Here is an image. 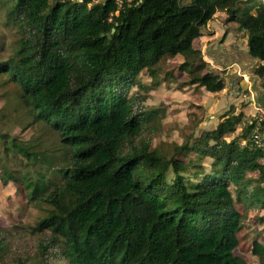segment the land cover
Returning a JSON list of instances; mask_svg holds the SVG:
<instances>
[{
	"label": "trees",
	"instance_id": "16d2710c",
	"mask_svg": "<svg viewBox=\"0 0 264 264\" xmlns=\"http://www.w3.org/2000/svg\"><path fill=\"white\" fill-rule=\"evenodd\" d=\"M90 1L0 0L19 33L0 72L66 148L53 175L5 172L46 214L19 230L0 227V264H246L234 252L246 219L236 200L264 207V150L241 145L255 122L230 141L243 112L202 128L182 154L212 166L187 176L188 163L142 139L154 113L131 86L182 55L189 84L223 90L193 44L219 11L247 31L253 72L264 79V0ZM252 253L264 264L263 243Z\"/></svg>",
	"mask_w": 264,
	"mask_h": 264
},
{
	"label": "rangeland",
	"instance_id": "374dc122",
	"mask_svg": "<svg viewBox=\"0 0 264 264\" xmlns=\"http://www.w3.org/2000/svg\"><path fill=\"white\" fill-rule=\"evenodd\" d=\"M7 11L6 8L0 7V60L9 59L19 37L17 26L7 18ZM213 18L203 29L206 35L193 42L196 48H202L200 50L204 61L208 47L215 43L219 44L222 54L227 52L224 46H227L229 51L235 44L240 45L243 50L249 48L247 31H240V35L236 32L230 34L229 28L221 36L226 24V15L219 16L216 13ZM237 30L240 29H233ZM226 55H218L217 57H222L218 60L210 57V67H206V70L221 71L225 87L218 92L188 83V72L180 68L184 60L182 55L161 60L153 76L143 70L138 77L140 83L131 86V92L141 97L146 109L154 113L151 121L145 123L142 139L149 141L150 149H156L164 159L176 157L188 163L189 170L185 173L187 176L198 170L199 164H204L205 171L208 172L212 166L210 157L201 160L193 151L182 154L183 147H190L202 128L216 127L229 112H243V122L234 133L226 135V139L230 141L241 134L247 123L255 122L259 116L255 104L248 99L259 84V79L250 75L258 60H242V66L238 67L231 63L232 57L225 61ZM21 92L18 86L8 79L6 72L1 71L0 227L9 230H19L36 224L45 216L46 209L37 201L25 198L21 184L11 180L5 172L12 171L23 175L28 173L37 177L41 167L42 172L53 175L57 170L55 167L63 161L66 151L59 135L43 119L36 117L34 109L25 102ZM263 99L264 96L260 101H264ZM253 133L254 130L241 141V145H246ZM261 161L264 162V159ZM172 176L173 172L169 171V178ZM247 176L255 179L252 186L259 185L256 181L259 178L258 172L250 171ZM261 187H264V182ZM231 190L236 198L235 187L232 186ZM236 207L246 215V219L238 231L239 243L234 252L242 257L246 264H260L259 256L252 253V247L254 241L264 244V207L238 200Z\"/></svg>",
	"mask_w": 264,
	"mask_h": 264
},
{
	"label": "crops",
	"instance_id": "0c3cea01",
	"mask_svg": "<svg viewBox=\"0 0 264 264\" xmlns=\"http://www.w3.org/2000/svg\"><path fill=\"white\" fill-rule=\"evenodd\" d=\"M218 14H219V16H222V15H226V13L224 12V11H219V12H217ZM226 17H227V15H226ZM214 19V18H213ZM225 21H226V18H225ZM217 22V21H216ZM233 22H235V21H231V22H227L226 21V24H224V31L222 32V34H221V36L225 33V31H227V29H229L228 31H230V34L232 33V32H236V34H239L240 35V31H243L244 32V30H237V31H233V29L235 28V27H238V24L237 23H233ZM208 24V23H207ZM203 29H205V26L203 27ZM202 29V34H201V36H199V37H197L196 38V40L197 41H199V38L200 37H203V36H205L206 35V33L204 32V30ZM221 31H222V25H221ZM219 33V32H218ZM217 33V34H218ZM229 33V32H228ZM207 34H209V33H207ZM216 34V35H217ZM210 37V36H209ZM227 37H229V35L227 36ZM219 44H214V45H212V46H210V48L208 47V51H206V52H208V53H206V57H205V62L207 63V66H209L210 67V57H212V58H215V59H220V58H222V57H217L218 55H225V54H227L225 57V61L227 60V58H229V57H232L233 59H232V61H231V63H234V64H236V66H238V67H241L242 66V60H249L250 62H252V60L253 59H255V60H257L256 58H254V57H252V56H250V54H249V48H246V50H243L242 48H240L241 46L240 45H238V44H235V47H232V49L229 51L228 50V47L227 46H224V47H226L227 48V52L225 53V54H222L220 51H222V50H220V46H218ZM195 47V46H194ZM196 48V47H195ZM197 49H202V48H197ZM220 50V51H219ZM218 51V52H217ZM214 52H217L216 54H213ZM223 52V51H222ZM212 54H213V56H212ZM255 69V68H254ZM214 71H216V72H220L221 73V71L220 70H214ZM254 71V70H253ZM250 75H254V79H259L258 80V83L259 84H257L256 86H255V92L252 94V96L251 97H249L248 99H250V100H252V97H254L255 98V102H254V104H257V103H259V104H261V105H264V101H260L262 98H263V96H264V79H260L257 75H255L254 74V72H252ZM260 83H262V85L260 84ZM261 85V86H260ZM264 100V99H263ZM255 107V106H254Z\"/></svg>",
	"mask_w": 264,
	"mask_h": 264
},
{
	"label": "built area",
	"instance_id": "2783aa9c",
	"mask_svg": "<svg viewBox=\"0 0 264 264\" xmlns=\"http://www.w3.org/2000/svg\"><path fill=\"white\" fill-rule=\"evenodd\" d=\"M79 2H83L84 0H78ZM94 1V2H93ZM104 1V0H103ZM118 3H121V0H117ZM97 3L101 2L100 0H91L90 3ZM253 103L255 102V98L252 97ZM256 110L259 113V116H257V120L255 121L256 127L254 129V133L252 134L250 138V143L252 147H255L257 149L264 150V105H261L259 103L255 104Z\"/></svg>",
	"mask_w": 264,
	"mask_h": 264
}]
</instances>
